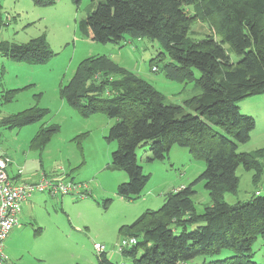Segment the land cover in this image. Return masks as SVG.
<instances>
[{
  "label": "trees",
  "instance_id": "trees-1",
  "mask_svg": "<svg viewBox=\"0 0 264 264\" xmlns=\"http://www.w3.org/2000/svg\"><path fill=\"white\" fill-rule=\"evenodd\" d=\"M32 1L43 6L54 0ZM91 1V12L77 22L82 36L100 43H118L127 34L155 39L163 50L158 60L167 59L164 77L194 81L199 88L184 101L188 111L164 102L150 82L103 55L82 60L71 80L60 86L61 98L84 117L102 113L115 119L106 140L117 142L110 165L127 176L117 184L118 196L139 195L149 180L136 157L143 144L149 146L150 161L167 158L174 144L204 161L195 180L167 192L157 210H147L126 225L133 230L127 236L135 237L136 244L121 255L132 258L129 264H177L230 248L232 255L206 264H260L252 260V245L257 237L264 241V194L255 190L248 201L233 204L223 195L237 192L238 165L255 176L263 168L262 149L237 150L249 141L255 126L252 116L239 112L237 101L264 92V0ZM195 21L206 22L212 31L189 36ZM1 42L0 53L15 61L41 63L52 56L43 34L19 45ZM2 76L1 71L0 83ZM4 91L0 89V105L18 92ZM47 113L35 104L2 117L0 127L18 129L41 121ZM57 131V125L42 123L30 146L42 149ZM199 181L210 196L202 213H196L191 202L193 185ZM105 255H97L99 264H126Z\"/></svg>",
  "mask_w": 264,
  "mask_h": 264
},
{
  "label": "rangeland",
  "instance_id": "rangeland-1",
  "mask_svg": "<svg viewBox=\"0 0 264 264\" xmlns=\"http://www.w3.org/2000/svg\"><path fill=\"white\" fill-rule=\"evenodd\" d=\"M92 8L91 0H54L43 6L32 0H0V42L19 45L43 34L52 52V56L41 63L15 61L0 53V72H3L0 89L18 90L14 99L0 105V120L35 104L48 110L41 121L18 129L0 127V150L22 168L25 177L35 180L42 173L49 177L66 176L82 185L80 194L34 193L30 202L21 208L19 224L7 234L2 247L6 255L3 264H73V256L81 252H90L96 259L92 244L96 241L103 242L107 256H114L113 261L129 264L132 258L121 256L113 249L121 239L118 231L122 224L147 210H157L164 201V191L172 192L182 183L190 184L205 167L203 160L193 158L187 148L177 144L171 146L164 160L150 161L147 159L149 146L143 144L137 148L136 157L149 180L140 194L132 198L115 193L117 184L127 178L125 172L110 165V154L117 142L107 141L106 134L115 119L102 113L84 117L59 94L60 86L71 80L75 67L86 58L106 56L126 69L133 67L130 69L133 73L139 72L141 78L164 95V102L185 106L188 111L191 109L184 101L199 88L194 81L184 83L163 77L167 59L158 60L157 54L163 50L155 39L143 35L141 40L134 41L135 49L124 39L118 43H100L82 36L77 22ZM202 31L212 30L206 22L195 21L189 36L197 38ZM150 64L157 65L158 69L152 70ZM194 74L197 77L199 71L194 69ZM237 105L239 112L255 119L249 141L240 144L237 150L262 149L263 168L255 176L253 170L238 165L237 192L223 195L224 201L230 204L248 201L255 190L264 194V92L242 98ZM42 123L55 124L58 131L42 149L36 150L30 145ZM192 189L195 194L191 202L196 213H202L210 203L209 193L202 181L194 183ZM252 251V260L264 264L261 237L254 241ZM233 253L232 249L223 248L213 255H197L177 264H206ZM78 262L91 264V258L89 263L84 259Z\"/></svg>",
  "mask_w": 264,
  "mask_h": 264
},
{
  "label": "built area",
  "instance_id": "built-area-1",
  "mask_svg": "<svg viewBox=\"0 0 264 264\" xmlns=\"http://www.w3.org/2000/svg\"><path fill=\"white\" fill-rule=\"evenodd\" d=\"M156 70V67H152ZM12 163L8 156L0 155V264H3L6 255L3 252L4 241L8 237L7 234L19 224L18 215L21 212L23 202H25L30 195L38 192L47 191L50 195L57 194H76L82 193L80 183L73 180H66L62 177H52L42 174L38 179H31L23 176L21 167H17V174L19 180L8 175L7 167ZM256 194L258 192L256 191ZM93 248L97 255L107 251L104 244L94 242ZM136 244V238L133 236L122 237L114 246V251L121 253L125 248Z\"/></svg>",
  "mask_w": 264,
  "mask_h": 264
},
{
  "label": "crops",
  "instance_id": "crops-1",
  "mask_svg": "<svg viewBox=\"0 0 264 264\" xmlns=\"http://www.w3.org/2000/svg\"><path fill=\"white\" fill-rule=\"evenodd\" d=\"M136 39L135 40H133V36H130V35H128V37H126L125 39H124V41L125 42H127V43H129L130 45H132V47L133 48H137V46L136 45H134V41H139V40H141L140 38L141 37H135ZM130 69H133V67L132 68H130ZM129 69V70H130ZM132 71V70H131ZM133 72V71H132ZM135 74L136 73H138V74H136V75H138V76H140L139 74V72H134ZM141 77V76H140ZM164 77V76H163ZM144 79V78H143ZM167 79V78H166ZM146 80V79H145ZM167 80H170V79H167ZM170 81H173V80H170ZM149 82V81H148ZM199 93V90H197V92H196V94H198ZM191 97V96H190ZM189 98V97H188ZM240 145V144H239ZM0 154H4V155H6V153L5 152H3L2 150H0ZM150 156V155H149ZM17 167H19V165H17L13 160H12V163L7 167V173H8V175L10 176V177H13V178H15V180H19L18 179V177L16 176V174H17ZM22 167H23V165H22ZM24 168V167H23ZM27 174V173H26ZM31 174H34V173H31ZM42 174H44V173H42ZM42 174H40V175H37V177H36V175H35V179H38ZM44 175H46V174H44ZM52 177H57V178H59V177H61V176H58V175H52ZM63 179H66V180H68L67 178H66V176H64V177H62ZM73 180V179H72ZM74 181V180H73ZM183 186H186V183H182L179 187H177L176 189H178V188H180V187H183ZM175 189V190H176ZM168 191H164L163 192V194L165 195L166 193H167ZM32 195H30V197H31ZM30 197L25 201V202H23V204H22V206L24 205V207L26 206V204H28L29 202H30ZM22 208V207H21ZM132 219V218H131ZM135 220V219H134ZM133 219L132 220H129L128 222H125L124 224H122L123 226L122 227H124L122 230L120 229L119 231H118V235L120 236V238H122V237H127L126 235H129V234H132L133 233V230H130V229H128V228H126V225H129L131 222H133L134 221ZM128 223V224H127ZM8 238V237H7ZM119 238V239H120ZM102 241H105V238H102ZM5 242V241H4ZM96 242H98V241H96ZM103 243V242H102ZM111 252H113L112 250H110ZM4 252V251H3ZM88 253H90V252H88ZM88 253L86 254L85 252H81L80 254H77L76 256H73V261H74V263L73 264H75V263H78V264H80V262H78L80 259L81 260H83L84 259V261L86 262V263H89L88 262V260L90 261V258H91V264H99V262H98V259H97V257H96V259L94 258V257H92V254L90 253V255H88ZM141 253V251H139L138 252V254L137 255H139ZM105 256H107L108 255V252L106 251L105 252ZM121 254V253H120ZM121 256H123V255H121ZM114 256H112V257H108L107 256V258H108V260H111V261H113L112 260V258H113ZM124 257H127V256H124ZM96 260V261H95ZM115 262V261H114ZM58 264H65L64 262L62 263V262H60V263H58Z\"/></svg>",
  "mask_w": 264,
  "mask_h": 264
}]
</instances>
